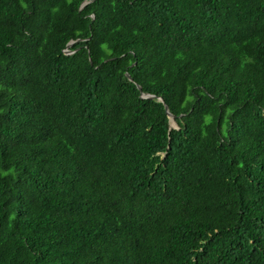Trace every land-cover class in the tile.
Wrapping results in <instances>:
<instances>
[{
	"label": "trees",
	"instance_id": "obj_1",
	"mask_svg": "<svg viewBox=\"0 0 264 264\" xmlns=\"http://www.w3.org/2000/svg\"><path fill=\"white\" fill-rule=\"evenodd\" d=\"M82 1L0 0V264H264V0Z\"/></svg>",
	"mask_w": 264,
	"mask_h": 264
},
{
	"label": "water",
	"instance_id": "obj_2",
	"mask_svg": "<svg viewBox=\"0 0 264 264\" xmlns=\"http://www.w3.org/2000/svg\"><path fill=\"white\" fill-rule=\"evenodd\" d=\"M90 1H92V0H83L82 3L79 6V9H81L85 4H87ZM91 16L93 17V14H91ZM77 40L78 39H72V40L68 41L66 43V48L64 49V52L65 53H71V52H73L72 50H69V46H71ZM90 63H91V61H90ZM125 76L127 77V79L132 80L131 76L127 72H125ZM136 86H137V88L140 91V97H142V98H156L158 101L163 102L164 108L166 110V113H167V116H168V119H169V127L178 128V126L176 125L175 120H174V115L168 111V107L164 103L163 98L161 96H155L154 94L144 93L141 90V86L139 84H137Z\"/></svg>",
	"mask_w": 264,
	"mask_h": 264
},
{
	"label": "snow or ice",
	"instance_id": "obj_3",
	"mask_svg": "<svg viewBox=\"0 0 264 264\" xmlns=\"http://www.w3.org/2000/svg\"><path fill=\"white\" fill-rule=\"evenodd\" d=\"M260 246H261V249L264 250V243H262Z\"/></svg>",
	"mask_w": 264,
	"mask_h": 264
}]
</instances>
